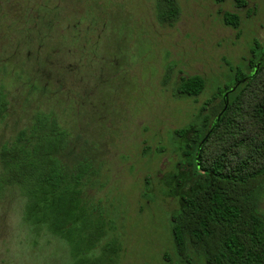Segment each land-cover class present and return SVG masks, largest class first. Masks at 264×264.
I'll use <instances>...</instances> for the list:
<instances>
[{"label":"rangeland","instance_id":"obj_1","mask_svg":"<svg viewBox=\"0 0 264 264\" xmlns=\"http://www.w3.org/2000/svg\"><path fill=\"white\" fill-rule=\"evenodd\" d=\"M246 1L236 8L235 0H178L179 18L165 26L155 0H0V84L10 101L0 144L35 110L54 111L82 134V145L103 161L102 187L90 193L109 212L113 228L102 243H119L114 264H205L174 255L170 212L177 201L161 178L178 158L171 130L194 118L230 66L251 56L254 42L264 47V0ZM224 11L240 15L237 29L222 23ZM192 74L205 79L204 92L176 97L179 78ZM250 104L246 97L211 136L204 164H256L236 165L233 154L264 143ZM23 206L16 189L0 196V264H70L65 241L24 222ZM166 252L172 261H164Z\"/></svg>","mask_w":264,"mask_h":264},{"label":"trees","instance_id":"obj_2","mask_svg":"<svg viewBox=\"0 0 264 264\" xmlns=\"http://www.w3.org/2000/svg\"><path fill=\"white\" fill-rule=\"evenodd\" d=\"M235 2L236 8L247 5L246 0ZM154 10L165 26H173L180 15L178 0H155ZM221 20L237 29L241 18L224 11ZM250 51L248 59L230 66L224 83L194 118L170 132L178 158L161 182L164 193L177 201L170 212L173 253L186 262L192 254L205 264H264V143L247 154L242 147L233 151L236 165L251 167L257 159L248 170L226 169L216 160L204 164L203 158L205 144L246 97L254 113L250 118L262 122L264 130V47L254 42ZM168 79L169 70L163 82ZM205 86L199 74L181 76L174 95L196 98ZM9 106L0 84V123ZM251 138L253 146L258 144V136ZM102 171L100 155L83 146L82 134H73L52 110H35L0 144V196L16 189L24 200L23 221L65 241L70 264H114L118 257L116 239L102 243L113 228L109 212L90 193L102 187ZM163 259L172 261L168 252Z\"/></svg>","mask_w":264,"mask_h":264},{"label":"water","instance_id":"obj_3","mask_svg":"<svg viewBox=\"0 0 264 264\" xmlns=\"http://www.w3.org/2000/svg\"><path fill=\"white\" fill-rule=\"evenodd\" d=\"M224 95H227V94L225 93ZM226 107H227V103L224 104V107H223L222 111L225 110ZM219 116H220V115H218V118H219Z\"/></svg>","mask_w":264,"mask_h":264}]
</instances>
